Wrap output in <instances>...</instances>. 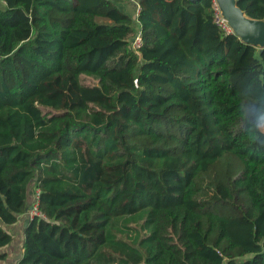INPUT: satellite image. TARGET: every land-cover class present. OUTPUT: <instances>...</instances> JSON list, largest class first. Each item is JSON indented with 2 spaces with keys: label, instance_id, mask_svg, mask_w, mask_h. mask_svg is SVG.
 Segmentation results:
<instances>
[{
  "label": "trees",
  "instance_id": "trees-1",
  "mask_svg": "<svg viewBox=\"0 0 264 264\" xmlns=\"http://www.w3.org/2000/svg\"><path fill=\"white\" fill-rule=\"evenodd\" d=\"M2 1L0 264L30 183L16 264H264V47L214 0H138V48L116 0Z\"/></svg>",
  "mask_w": 264,
  "mask_h": 264
},
{
  "label": "water",
  "instance_id": "water-1",
  "mask_svg": "<svg viewBox=\"0 0 264 264\" xmlns=\"http://www.w3.org/2000/svg\"><path fill=\"white\" fill-rule=\"evenodd\" d=\"M138 6V0H130ZM219 7L221 15L227 20L232 32L242 41L251 43L259 48L264 47V19L255 18L237 4V0H214ZM26 225V224H25Z\"/></svg>",
  "mask_w": 264,
  "mask_h": 264
},
{
  "label": "crops",
  "instance_id": "crops-1",
  "mask_svg": "<svg viewBox=\"0 0 264 264\" xmlns=\"http://www.w3.org/2000/svg\"><path fill=\"white\" fill-rule=\"evenodd\" d=\"M121 1H126V0H121ZM3 2L4 1H2V0L0 1V3H3ZM138 10H139V5L138 6L135 5L134 13L133 14L129 13L133 19L135 30L139 29V24H138V20H137ZM123 11H125V9H123ZM125 12H127V11H125ZM32 189H33L32 184L30 183L29 187H28V202L29 203L31 201V197H32V193H33ZM29 219H30L29 212H28V210H26V211L19 213L17 215V220L15 222L6 225L5 228L7 229L8 232H10L12 234V239L9 243H7L6 245H4L1 248L3 251L6 252V255H7L6 258L4 259V264H7L6 263L7 260L10 261V264H15L16 261L21 256L22 242H23V236H24L23 229H24V226Z\"/></svg>",
  "mask_w": 264,
  "mask_h": 264
},
{
  "label": "rangeland",
  "instance_id": "rangeland-1",
  "mask_svg": "<svg viewBox=\"0 0 264 264\" xmlns=\"http://www.w3.org/2000/svg\"><path fill=\"white\" fill-rule=\"evenodd\" d=\"M116 2L118 4V6L120 7V9H122V10L125 9V11H127L130 14L134 13L135 5L130 0H126V1L116 0ZM23 18H24L23 15L17 13L15 15L11 16L9 19H6V23L9 24V23L15 22L17 20L19 21ZM87 80L89 81L90 79H87ZM31 199H32V197H31ZM141 213L142 212H139V213L135 214L134 216L129 217V219L131 221L133 220L132 222L131 221L128 222V226H130L131 227L130 229L132 230V231L130 230L131 231L130 233H132V234H128L125 232H116V234L118 236H122L124 239H127V240H130L132 237H135L137 235L141 236L144 233V231L140 228V225H141L142 221L144 220V216ZM140 217H141V219H140ZM6 263L10 264V261L7 260Z\"/></svg>",
  "mask_w": 264,
  "mask_h": 264
},
{
  "label": "built area",
  "instance_id": "built-area-1",
  "mask_svg": "<svg viewBox=\"0 0 264 264\" xmlns=\"http://www.w3.org/2000/svg\"><path fill=\"white\" fill-rule=\"evenodd\" d=\"M214 9H215V17L214 20L217 22L218 25H220L226 32H232V29L229 30V28L225 25V23L222 20V16L220 13V10L218 9V6L216 2L214 1ZM131 45L134 48H138L142 44V37H141V32L140 30H136L134 36L131 38ZM38 194H39V189L35 188L33 193H32V199L30 202V206L28 209L29 216H42V212L38 207Z\"/></svg>",
  "mask_w": 264,
  "mask_h": 264
},
{
  "label": "bare ground",
  "instance_id": "bare-ground-1",
  "mask_svg": "<svg viewBox=\"0 0 264 264\" xmlns=\"http://www.w3.org/2000/svg\"><path fill=\"white\" fill-rule=\"evenodd\" d=\"M218 9H219V7H218ZM222 16V15H221ZM222 20H223V22L225 23V25L229 28V30H231L232 29V27H231V25H230V23L227 21V20H225V18L222 16Z\"/></svg>",
  "mask_w": 264,
  "mask_h": 264
},
{
  "label": "clouds",
  "instance_id": "clouds-1",
  "mask_svg": "<svg viewBox=\"0 0 264 264\" xmlns=\"http://www.w3.org/2000/svg\"><path fill=\"white\" fill-rule=\"evenodd\" d=\"M259 128H264V124H261L258 126Z\"/></svg>",
  "mask_w": 264,
  "mask_h": 264
}]
</instances>
